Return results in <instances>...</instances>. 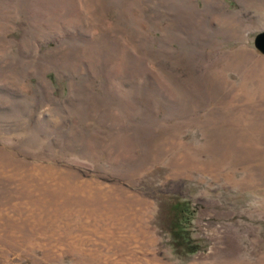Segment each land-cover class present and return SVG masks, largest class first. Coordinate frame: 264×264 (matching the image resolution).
<instances>
[{"label": "rangeland", "instance_id": "1", "mask_svg": "<svg viewBox=\"0 0 264 264\" xmlns=\"http://www.w3.org/2000/svg\"><path fill=\"white\" fill-rule=\"evenodd\" d=\"M260 32L264 0H0V264H264Z\"/></svg>", "mask_w": 264, "mask_h": 264}, {"label": "water", "instance_id": "2", "mask_svg": "<svg viewBox=\"0 0 264 264\" xmlns=\"http://www.w3.org/2000/svg\"><path fill=\"white\" fill-rule=\"evenodd\" d=\"M254 45L264 53V32L258 33L254 38Z\"/></svg>", "mask_w": 264, "mask_h": 264}, {"label": "trees", "instance_id": "3", "mask_svg": "<svg viewBox=\"0 0 264 264\" xmlns=\"http://www.w3.org/2000/svg\"><path fill=\"white\" fill-rule=\"evenodd\" d=\"M187 216H188V215H187ZM187 216H186V217H187ZM186 217H183V218H184V220H185V219H187Z\"/></svg>", "mask_w": 264, "mask_h": 264}]
</instances>
